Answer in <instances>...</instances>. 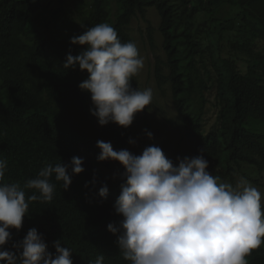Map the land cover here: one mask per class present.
Here are the masks:
<instances>
[{
  "label": "trees",
  "instance_id": "obj_1",
  "mask_svg": "<svg viewBox=\"0 0 264 264\" xmlns=\"http://www.w3.org/2000/svg\"><path fill=\"white\" fill-rule=\"evenodd\" d=\"M152 10L160 18L164 50L156 55L155 78L157 89L172 102L176 116L166 122L177 133L174 139L165 135L150 106L126 129L111 122L100 126L90 112V93L79 88L88 73L63 67L69 53L85 50L71 38L100 23L111 25L121 43H135L131 25L144 20L155 51ZM131 86L142 91L139 72ZM97 141L134 155L155 145L174 164L178 157L203 154L206 171L218 183L233 185L242 165L263 173L264 0H0L4 182L23 187L46 165L69 164L73 157L81 158L84 168L71 176L66 191L62 181L51 178L53 200L29 204L21 230H11L4 250L15 252L13 244L35 228L53 257L54 242L61 239L73 264H90L101 254L103 264H130L119 251L117 235L107 230L123 219L114 209L123 183L115 184L111 172L114 165L121 173L124 169L118 162L97 160ZM102 186L108 188L106 198L99 196ZM246 259L264 264V243Z\"/></svg>",
  "mask_w": 264,
  "mask_h": 264
},
{
  "label": "clouds",
  "instance_id": "obj_2",
  "mask_svg": "<svg viewBox=\"0 0 264 264\" xmlns=\"http://www.w3.org/2000/svg\"><path fill=\"white\" fill-rule=\"evenodd\" d=\"M70 43L85 50L76 56L69 53L63 67L88 73L79 88L90 93L91 115L100 126L110 122L125 129L131 126L153 99L151 88L131 86L144 67L135 43H121L107 23L72 37ZM146 135L152 138L151 132ZM96 147L99 162H118L124 169L125 183L114 205L123 219L118 227L110 223L107 230L117 235L119 251L130 264H248L246 257L264 243L261 192L244 178L235 187L218 183L219 178L206 171L209 162L203 154L178 157L174 164L155 145L140 155L116 151L110 142L97 141ZM82 165L79 157L69 164H48L21 187L4 182L7 161L0 159V264H73L72 252L61 239L54 242L53 257L35 228L13 244L15 252L4 246L12 239V229L21 230L31 202L53 200L51 178L62 181L66 191L71 176L84 172ZM25 189L34 192L27 195ZM107 193V186L99 189L101 198ZM104 259L101 254L90 264H103Z\"/></svg>",
  "mask_w": 264,
  "mask_h": 264
},
{
  "label": "rangeland",
  "instance_id": "obj_3",
  "mask_svg": "<svg viewBox=\"0 0 264 264\" xmlns=\"http://www.w3.org/2000/svg\"><path fill=\"white\" fill-rule=\"evenodd\" d=\"M117 7L115 6L113 14H116ZM149 19L154 27V33L156 37V48H151L147 40V23L142 19H136L131 25V33L135 39L137 48L139 49L140 56L144 59V67L139 71V79L142 86V91L148 88L152 89L153 99L150 109L157 121L163 124L165 135L174 139L177 138V133L172 126L166 122L167 117H175V112L172 109V102L169 95H163L157 88V82L155 78V62L156 55H163V41L159 33L160 18L156 11L152 10L149 14ZM212 119L213 116L211 115ZM175 119V118H174ZM112 170V177L115 179V184L125 183V180L121 178V172H119L118 165H114ZM235 182L233 187L237 185L241 178L247 180L251 185L257 187L261 192V206H264V172L259 173L254 167L248 165H242L241 170L235 176Z\"/></svg>",
  "mask_w": 264,
  "mask_h": 264
}]
</instances>
